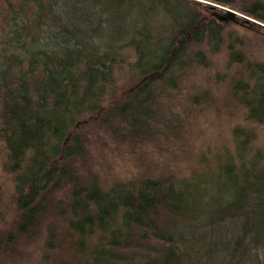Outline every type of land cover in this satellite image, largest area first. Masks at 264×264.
I'll use <instances>...</instances> for the list:
<instances>
[{
    "label": "trees",
    "instance_id": "obj_1",
    "mask_svg": "<svg viewBox=\"0 0 264 264\" xmlns=\"http://www.w3.org/2000/svg\"><path fill=\"white\" fill-rule=\"evenodd\" d=\"M200 1L0 0V169L17 212L1 257L39 241L40 264H264V61L242 38L264 27L224 30L205 2L263 25L264 3ZM178 93L195 111L220 102L228 139L128 180L79 171L83 123L131 149L171 146Z\"/></svg>",
    "mask_w": 264,
    "mask_h": 264
},
{
    "label": "rangeland",
    "instance_id": "obj_2",
    "mask_svg": "<svg viewBox=\"0 0 264 264\" xmlns=\"http://www.w3.org/2000/svg\"><path fill=\"white\" fill-rule=\"evenodd\" d=\"M203 2L200 0H194ZM264 3V0H261ZM210 8L214 9L219 15H224L225 20L216 21L224 27V30H235L234 22H243L250 29L255 27H264L249 17L243 16L236 11L226 7L216 5L210 2H205ZM80 11H85L79 8ZM72 27L73 21L68 22ZM242 38L248 45V56L254 59L264 61V36H259L254 33H243ZM40 42L33 49L38 51H57L58 48L54 43L47 41L45 46ZM30 51L24 46L20 50L15 51V55L24 56ZM217 72H222L216 67ZM120 81H124V78ZM221 89V87L219 88ZM218 89V90H219ZM222 89L220 91V94ZM179 95V96H178ZM183 93H178L174 99V107L167 114L171 120L172 116L179 119L177 124L173 121V144L164 146L161 150H152L151 146H133L130 148V143L125 138L118 136L117 140H113L106 133L104 128L98 126V123H83L86 127L85 134L87 135L88 148L86 150L85 159L77 164L79 171H91L101 176L103 179H120L128 180L136 175L143 173L147 167L153 168L151 172H159L161 168H175L183 165L190 166L192 159L196 155L199 148L212 147L215 148L218 143H224L228 139V129L231 122L226 113L217 103V109L212 111L207 110H192L187 109L183 101ZM217 99L220 95H216ZM172 110V112H170ZM172 114V116H171ZM178 132L176 135L175 133ZM258 146L264 151V128L259 131ZM180 142L188 143L192 153L180 156L178 144ZM184 148V147H183ZM195 158V157H194ZM191 161V162H190ZM191 163V164H190ZM17 212L15 208V197L13 195L11 178L8 174H4L0 169V222L1 227L6 231L10 229L12 223L16 220ZM15 249V248H14ZM41 245L39 241L27 243L18 247L13 251L12 258H4L0 256V264H40Z\"/></svg>",
    "mask_w": 264,
    "mask_h": 264
},
{
    "label": "water",
    "instance_id": "obj_3",
    "mask_svg": "<svg viewBox=\"0 0 264 264\" xmlns=\"http://www.w3.org/2000/svg\"><path fill=\"white\" fill-rule=\"evenodd\" d=\"M259 17H260L261 19H264V15H262V14H259Z\"/></svg>",
    "mask_w": 264,
    "mask_h": 264
}]
</instances>
